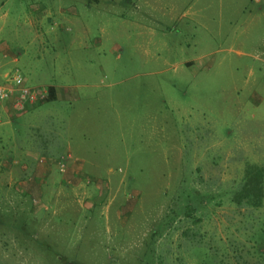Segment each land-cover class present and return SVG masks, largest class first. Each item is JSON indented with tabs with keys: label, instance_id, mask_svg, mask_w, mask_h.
Returning a JSON list of instances; mask_svg holds the SVG:
<instances>
[{
	"label": "rangeland",
	"instance_id": "obj_1",
	"mask_svg": "<svg viewBox=\"0 0 264 264\" xmlns=\"http://www.w3.org/2000/svg\"><path fill=\"white\" fill-rule=\"evenodd\" d=\"M37 7L70 151L0 192V264H264V0H0Z\"/></svg>",
	"mask_w": 264,
	"mask_h": 264
},
{
	"label": "crops",
	"instance_id": "obj_2",
	"mask_svg": "<svg viewBox=\"0 0 264 264\" xmlns=\"http://www.w3.org/2000/svg\"><path fill=\"white\" fill-rule=\"evenodd\" d=\"M23 13L15 10L10 14L0 9V84H4L9 72L17 68L23 71L27 85L48 93L23 105L17 104L16 100L0 102V192L16 190L18 194L27 195L28 191L35 190V186L43 187L44 178L52 166L57 168L53 160L66 156L71 143L59 131L60 125L52 121H56L54 114L45 113L51 118L49 127L45 128L32 115L35 112L43 114L47 102L68 101L70 94L62 92L66 87L59 84L51 72V67L57 69L62 61L55 55L50 57L48 47L52 40L62 41L65 29L62 19H67L66 12L63 9L32 8L24 14V27L20 30V15ZM15 15L19 17L15 19ZM7 27L8 35L4 33ZM54 52L55 48L52 49ZM49 88L54 90L51 100ZM64 144L67 151H63ZM70 162L72 173L84 169L75 160Z\"/></svg>",
	"mask_w": 264,
	"mask_h": 264
},
{
	"label": "built area",
	"instance_id": "obj_3",
	"mask_svg": "<svg viewBox=\"0 0 264 264\" xmlns=\"http://www.w3.org/2000/svg\"><path fill=\"white\" fill-rule=\"evenodd\" d=\"M47 90L39 91L38 88L27 85L24 76L17 68L9 72L4 84H0V102L16 100L17 104L38 100L47 94Z\"/></svg>",
	"mask_w": 264,
	"mask_h": 264
},
{
	"label": "trees",
	"instance_id": "obj_4",
	"mask_svg": "<svg viewBox=\"0 0 264 264\" xmlns=\"http://www.w3.org/2000/svg\"><path fill=\"white\" fill-rule=\"evenodd\" d=\"M53 88H49V93H50V100L52 99V98H54V96H53ZM262 176H263V172H262V170L260 169V170H257V174H253V176H248L247 178H246V182H250V181H252L253 179H262ZM261 190V189H260ZM260 192V191H259Z\"/></svg>",
	"mask_w": 264,
	"mask_h": 264
}]
</instances>
